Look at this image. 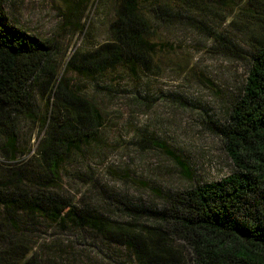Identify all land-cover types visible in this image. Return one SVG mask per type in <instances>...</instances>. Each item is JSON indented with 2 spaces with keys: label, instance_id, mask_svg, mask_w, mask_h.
<instances>
[{
  "label": "rangeland",
  "instance_id": "obj_1",
  "mask_svg": "<svg viewBox=\"0 0 264 264\" xmlns=\"http://www.w3.org/2000/svg\"><path fill=\"white\" fill-rule=\"evenodd\" d=\"M72 1L5 0L10 23L52 53L28 109L15 119L16 160L34 154L42 140L39 122L53 82L78 90L100 112L102 125L94 140L69 155L58 186L47 191L72 213L53 220L43 212L0 217L12 236L0 246V262L23 252L22 260L35 264H191L192 242L169 232L160 214L168 196L231 174L215 128L245 78L250 37L258 29L232 5L186 1L158 23L160 62L134 78H83L66 63L107 41L113 7L111 0H89L75 14L67 8ZM10 161L0 152L2 167Z\"/></svg>",
  "mask_w": 264,
  "mask_h": 264
},
{
  "label": "trees",
  "instance_id": "obj_2",
  "mask_svg": "<svg viewBox=\"0 0 264 264\" xmlns=\"http://www.w3.org/2000/svg\"><path fill=\"white\" fill-rule=\"evenodd\" d=\"M88 1L73 0L67 8L77 14ZM186 1L190 0H111L107 41L77 53L66 68L90 79L115 73L134 78L140 70H149L164 50L156 35L159 21ZM218 4L234 6L258 29L250 37L245 78L215 128L232 172L217 182L168 196L160 215L169 232L192 242L191 264H264V0ZM4 5L0 0V152L11 165H0V217L13 220L19 212H43L53 220L72 210L47 191L58 186L60 168L69 155L96 138L102 117L78 90L53 82L48 88L51 101L39 122L42 140L34 154L16 160L15 119L28 109L31 89L52 53L48 44L12 25ZM155 146L175 157L162 144ZM11 243L0 221V246ZM25 254L6 257L0 264H35L34 258L23 261Z\"/></svg>",
  "mask_w": 264,
  "mask_h": 264
}]
</instances>
